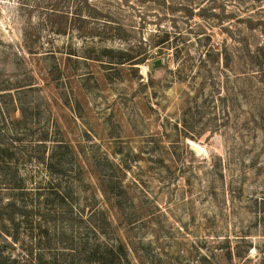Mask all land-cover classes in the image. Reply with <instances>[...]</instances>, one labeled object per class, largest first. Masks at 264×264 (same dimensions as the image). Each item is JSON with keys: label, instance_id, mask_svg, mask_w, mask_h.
Returning a JSON list of instances; mask_svg holds the SVG:
<instances>
[{"label": "rangeland", "instance_id": "obj_1", "mask_svg": "<svg viewBox=\"0 0 264 264\" xmlns=\"http://www.w3.org/2000/svg\"><path fill=\"white\" fill-rule=\"evenodd\" d=\"M24 263L264 264V0H0Z\"/></svg>", "mask_w": 264, "mask_h": 264}, {"label": "trees", "instance_id": "obj_2", "mask_svg": "<svg viewBox=\"0 0 264 264\" xmlns=\"http://www.w3.org/2000/svg\"><path fill=\"white\" fill-rule=\"evenodd\" d=\"M148 53L149 52H146L145 54H144V56L142 57V58H137L136 60L135 59H133L134 57L133 56H131V57H129L128 58V60H132V61H134L133 63H141V62H143V61H145L146 59H147V55H148ZM133 57V58H132ZM121 246V245H120ZM28 258H26V260H27ZM25 260V261H26ZM30 260L32 261V258L30 257ZM24 264H27V263H24Z\"/></svg>", "mask_w": 264, "mask_h": 264}, {"label": "water", "instance_id": "obj_3", "mask_svg": "<svg viewBox=\"0 0 264 264\" xmlns=\"http://www.w3.org/2000/svg\"><path fill=\"white\" fill-rule=\"evenodd\" d=\"M162 62V59H157L154 61L155 64H160Z\"/></svg>", "mask_w": 264, "mask_h": 264}]
</instances>
